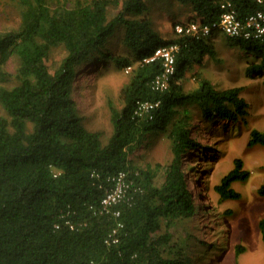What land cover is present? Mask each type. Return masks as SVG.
<instances>
[{
  "label": "trees",
  "instance_id": "16d2710c",
  "mask_svg": "<svg viewBox=\"0 0 264 264\" xmlns=\"http://www.w3.org/2000/svg\"><path fill=\"white\" fill-rule=\"evenodd\" d=\"M11 1L21 20L0 31L6 112L0 114V264H191L192 244L178 229L197 212L184 163L188 151L201 146L192 129L200 115L237 122L249 102L241 86L218 89L203 73L195 88L184 87L195 64L216 56L217 28L202 37L177 32L166 38L156 20L178 2L191 9L190 21L212 24L221 19L224 1L244 20L264 12V0ZM120 26L125 52L108 55L102 46ZM237 40L252 56L249 74H264V37ZM172 44L178 45L176 74L168 89H155L164 68L156 51ZM59 46L65 54L52 69L49 59ZM97 53L131 73L122 108L111 105L106 141L85 125L75 98L77 79ZM14 56L18 64L10 69ZM144 101L158 105L140 114ZM158 132L167 133L173 152L163 171L136 159ZM249 144L264 146V130L254 127ZM121 173L125 196L104 202ZM249 175L237 158L216 185L221 200L240 198L233 183ZM258 191L264 195V184ZM261 231L264 241V220ZM242 249L237 245L238 255Z\"/></svg>",
  "mask_w": 264,
  "mask_h": 264
},
{
  "label": "rangeland",
  "instance_id": "374dc122",
  "mask_svg": "<svg viewBox=\"0 0 264 264\" xmlns=\"http://www.w3.org/2000/svg\"><path fill=\"white\" fill-rule=\"evenodd\" d=\"M169 8V13L156 20L166 38L174 37L175 24L187 22L192 14L187 4L171 2ZM20 20L18 5L11 0H0V31L17 28ZM123 33L124 26L118 27L102 51L108 55L124 54ZM213 39L216 56H206L203 63L195 64L184 79V87L191 90L197 86V73L205 74L218 89L241 86L242 95L249 102L248 113L234 123L218 119L209 122L202 115L196 119L192 134L201 146L188 151L184 163L197 212L185 219L178 231L187 235L192 244L191 264H263L264 195L258 190L264 184V146L250 145L249 139L254 127L264 130V74H249L247 67L252 56L242 50L237 38L221 31ZM64 54L63 46L54 49L49 59L52 69L59 65ZM97 54L78 77L75 98L85 125L100 131L106 141L113 131L111 105L122 108V89L131 73L119 68L111 58ZM17 64L18 58L14 56L8 67L14 69ZM5 113L0 104V114ZM172 156L171 142L165 132L154 134L136 153L139 163L161 164L162 171ZM237 158L243 159L250 175L233 183L241 192L240 198L221 200L216 185L235 166ZM239 244L243 249L238 255Z\"/></svg>",
  "mask_w": 264,
  "mask_h": 264
},
{
  "label": "built area",
  "instance_id": "2783aa9c",
  "mask_svg": "<svg viewBox=\"0 0 264 264\" xmlns=\"http://www.w3.org/2000/svg\"><path fill=\"white\" fill-rule=\"evenodd\" d=\"M224 12L219 21L210 23H201L194 21L178 22L175 24V31L178 33H187L196 37L209 35L213 29H218L234 38H263L264 37V12L258 11L249 15L242 20L238 17L236 7L231 1H224L222 3ZM177 50L178 45L172 44L163 46L157 49L156 56L163 60L164 68L152 82V86L158 90H166L170 87L177 71ZM128 68L127 70H129ZM158 102L144 101L139 105L138 112H150ZM116 187L111 191L104 202L117 201L125 196L127 184L124 179V173L114 177Z\"/></svg>",
  "mask_w": 264,
  "mask_h": 264
}]
</instances>
